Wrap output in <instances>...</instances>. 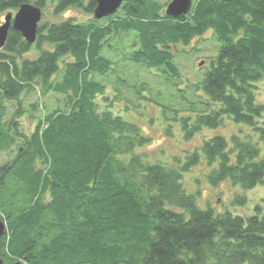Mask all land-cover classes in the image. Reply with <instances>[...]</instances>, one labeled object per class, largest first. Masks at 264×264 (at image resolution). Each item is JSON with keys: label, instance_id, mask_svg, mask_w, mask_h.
Instances as JSON below:
<instances>
[{"label": "trees", "instance_id": "16d2710c", "mask_svg": "<svg viewBox=\"0 0 264 264\" xmlns=\"http://www.w3.org/2000/svg\"><path fill=\"white\" fill-rule=\"evenodd\" d=\"M52 2L54 13L75 6L92 15L96 7V0ZM24 3L44 9L48 0H0V13ZM164 8L158 0H125L105 23L91 17L39 25L40 55L33 60H21L33 45L11 27L6 53L0 52V154L22 145L0 167L5 264H264L261 206L247 217L217 213L199 207L183 185L184 173L204 156L217 165L208 175L212 185L264 187V104L256 100L264 79V0H194L190 13L178 18ZM209 30L221 43L201 84L210 101L181 121L184 138L228 118L250 126L260 144L252 135L230 141L218 135L183 164L178 158L176 166L152 163L134 153L151 139L116 114L120 96L106 94L104 78L116 71L106 48L128 34L129 61L179 79L173 47ZM35 88L42 96L61 95L64 108L47 112L28 135L17 119L20 105L4 120L6 102H20Z\"/></svg>", "mask_w": 264, "mask_h": 264}, {"label": "rangeland", "instance_id": "374dc122", "mask_svg": "<svg viewBox=\"0 0 264 264\" xmlns=\"http://www.w3.org/2000/svg\"><path fill=\"white\" fill-rule=\"evenodd\" d=\"M158 1L166 8L171 0ZM16 11L6 10L0 13V25L4 22L6 14L12 12L15 15ZM42 11L43 16L39 25L59 23L69 19L83 22L93 17V14L90 15L84 9L75 6L63 12L54 13L52 0H48L47 6ZM101 20L103 23L106 22ZM122 36V44L119 43L120 39L112 41L117 48H106V53L116 62L114 65L116 71L104 80L107 83L106 94L120 96L114 100L116 114L136 124L141 132L151 139L148 145L136 148L134 153L146 155L152 163L176 166L177 158L180 160L179 164H183L189 154L196 151L205 140L214 136L222 135L230 141L235 135L241 138L252 135L250 140L260 144L258 133L254 132L250 126L235 123L228 118L218 128L204 127L192 139L184 138L181 121L187 117L194 118L195 109L206 108L210 101L201 84L221 49V43L213 31L209 30L194 38L189 45L178 44L173 47L174 63L181 74L179 79L162 73L161 69H149L141 63L129 61L127 52L132 50L131 36L128 34ZM32 45L30 52L23 54L21 60H33L40 55L36 42ZM42 47L51 48L49 44H43ZM0 52L6 53L3 48H0ZM64 59L70 60V57ZM119 78L125 82H121ZM61 98H63L61 95L52 93L42 96L39 89L35 88L32 92L24 94L20 102L15 100L6 102L7 112L4 120H10L20 105L23 110V115L17 117L20 129L23 133L30 135L38 121L43 119L47 112L57 107L64 108V102L58 101ZM256 100L264 104V79L258 83ZM34 104L37 105L35 108L32 107ZM214 106L219 107V105ZM101 107L104 108V104ZM21 145L22 141H18L11 152L0 154V167L13 159ZM216 167L217 165L206 163L205 157L202 156L199 164L184 173V188L187 193L197 196L199 207L203 209L212 207L217 213L230 211L233 214L247 217L253 215L255 207L259 205L264 214L263 186L259 185L252 190L245 191L230 181L212 185L208 180V175L211 169ZM237 196L245 198V204L234 203Z\"/></svg>", "mask_w": 264, "mask_h": 264}, {"label": "water", "instance_id": "95a60500", "mask_svg": "<svg viewBox=\"0 0 264 264\" xmlns=\"http://www.w3.org/2000/svg\"><path fill=\"white\" fill-rule=\"evenodd\" d=\"M124 1L125 0H96L93 17L96 20H101L116 14ZM192 7L193 0H171L167 5L165 13L168 16L178 18L190 13ZM42 15V9L32 3L22 4L17 10L15 18L12 12L6 14L4 23L0 25V48L5 46L11 27L19 31L29 44L35 43ZM6 230V222L0 216V264H5L1 255V239L5 235ZM14 264H24V262L22 260H17Z\"/></svg>", "mask_w": 264, "mask_h": 264}, {"label": "bare ground", "instance_id": "6f19581e", "mask_svg": "<svg viewBox=\"0 0 264 264\" xmlns=\"http://www.w3.org/2000/svg\"><path fill=\"white\" fill-rule=\"evenodd\" d=\"M261 146H262V144H261Z\"/></svg>", "mask_w": 264, "mask_h": 264}]
</instances>
